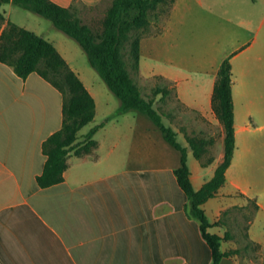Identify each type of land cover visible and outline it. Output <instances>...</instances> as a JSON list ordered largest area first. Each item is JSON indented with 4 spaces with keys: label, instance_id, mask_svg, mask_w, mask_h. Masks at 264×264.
I'll return each instance as SVG.
<instances>
[{
    "label": "crops",
    "instance_id": "crops-1",
    "mask_svg": "<svg viewBox=\"0 0 264 264\" xmlns=\"http://www.w3.org/2000/svg\"><path fill=\"white\" fill-rule=\"evenodd\" d=\"M49 1L75 13L102 0ZM15 7L0 5V33L10 22L49 41L93 98L92 121L100 115L94 126L111 119L94 132L96 144L88 152L68 153L61 182L40 187L42 144L62 126L63 96L37 72L23 79L0 62V264H211V250L199 222L186 212L187 197L174 174L179 151L137 112L139 128L118 126L127 113L109 115L120 102L109 103L103 86L92 84L80 45ZM12 14L18 21L10 20ZM226 58L234 152L224 184L201 207L208 232L222 238V252H231L219 264H264V0H172L166 15L149 21L141 34L136 73L143 85L170 90L190 115L186 131L163 121L176 138L183 135L178 143L186 163L187 155L194 157L186 138L208 139L217 130L216 156L204 161L206 146L200 159L194 157L206 171L187 165L198 190L223 157V128L211 100ZM149 98L155 109L163 104L161 93ZM110 123L114 127L106 128ZM78 133L79 143L85 134ZM248 203L253 208L246 222L240 211Z\"/></svg>",
    "mask_w": 264,
    "mask_h": 264
},
{
    "label": "trees",
    "instance_id": "trees-1",
    "mask_svg": "<svg viewBox=\"0 0 264 264\" xmlns=\"http://www.w3.org/2000/svg\"><path fill=\"white\" fill-rule=\"evenodd\" d=\"M172 0L170 1L171 4ZM12 3L28 11L34 12L49 20L56 29L74 39L84 51L89 65L97 72L108 89L119 99L120 105L116 115L129 111L145 116L161 133L163 139L180 153L179 166L174 170L178 185L187 197L186 212L199 222L202 237L211 250V264H219L223 257L231 252H222V238L208 232L211 226L202 204L214 197L224 184V174L230 164L234 152V115L231 97V66L229 59H224L217 71L212 93V110L223 128V157L214 170L213 176L198 190H195L189 179L186 163V149L176 140V133L166 126L161 114L153 106L151 98H144L137 86L129 77L126 62L121 55V44L132 29L144 31L149 20L147 11L164 3V0H113L103 20L100 33L82 24L69 8L60 7L49 0H0ZM134 13L130 16V11ZM3 17L0 13V21ZM137 36L130 45L129 56L132 68L137 71L139 59V40ZM0 62L11 66L21 78L31 72H37L45 80L56 87L63 96V122L61 128L51 134L42 144L46 161L42 173L37 177L40 187H47L63 179L67 168V155L74 150L79 155L88 152L95 146L92 139L94 132L111 119L91 128L82 142H76L78 131L90 123L94 117V101L84 88L79 78L67 66L54 46L41 36L18 27L10 22L0 33ZM166 88H154L153 95H168ZM186 141L195 158L200 159L205 147L211 140L187 137ZM209 161V160H208ZM207 162H204L205 165Z\"/></svg>",
    "mask_w": 264,
    "mask_h": 264
},
{
    "label": "rangeland",
    "instance_id": "rangeland-1",
    "mask_svg": "<svg viewBox=\"0 0 264 264\" xmlns=\"http://www.w3.org/2000/svg\"><path fill=\"white\" fill-rule=\"evenodd\" d=\"M170 1L171 0H164V3L159 4L157 6H155L154 8H150L147 11V18L149 21H154L156 20L159 16L163 17L164 15H166L168 8L170 6ZM113 0H102L100 2V4L94 6V7H90V8H81L79 9L78 12L73 13V15L75 16V18H77L82 24L88 26L93 33H100L102 30V25H103V20L105 19L107 10L110 8V6L112 5ZM16 10H19L18 12H21L24 15H28L30 16V18H37L38 20H41L42 22H44L45 25L50 26L51 22L43 17H40L38 15H35L34 13H30L29 11H25L24 9L20 8V7H15ZM130 16L133 15L134 11L131 10L130 12ZM18 18L16 17L15 14H12L10 17L11 21H18ZM24 20L26 22L31 21L29 18H24ZM143 33V31H141V29H132L127 33V38L126 40H124L121 44V55L123 60L126 62V67L128 69L129 72V77L132 79V81L134 82V84L137 86V88L139 89L140 93H142L143 96L149 98L151 97V95H153V90L154 88L151 87V83H148V85H143L144 83L142 82V80L138 77L136 71L132 68L131 64H132V59L129 56V50H130V45L133 42V40L141 35ZM81 60L84 64H88L87 63V58L86 55L84 53H82L81 55ZM88 68H90L92 74H93V80H92V84L97 87L98 84H100L101 86H103V89L105 90V93L107 94L108 97H102V98H111V102H120L119 99L113 94L111 93L108 89L107 86L105 85L104 81L100 78V76L97 74V72L89 67V65H87ZM98 99V98H97ZM105 100V99H104ZM156 109L158 112H160V114H162L165 117V120L163 119L162 121H164V123L167 125V123L171 124L172 126L176 127L179 131L183 130L186 131V121L190 118V115L188 113H186V111L180 106V104L177 103L176 99L172 96V94L170 93L168 96L163 98V104H157L156 105ZM114 111V112H113ZM112 115H115V110H112L110 112ZM122 115V114H120ZM136 115L137 113L134 111H129L127 112L126 117H119V121H120V126L121 128L125 125V123H131L134 124L136 126V128H139V122L136 120ZM118 116V115H116ZM100 117V115L97 114V118L94 121H91L90 123H88L87 125H85L78 133V135H82V134H86L88 133V131L94 127L95 123H98V118ZM146 120H148L146 117H144ZM100 119V118H99ZM149 121V120H148ZM167 121V122H166ZM114 123H110L106 128H112L114 127L113 125ZM218 133L217 130H214V135L211 138H208L207 140H211V144L207 145V152L206 154H204V161H208L210 159H212L214 156H216L217 153V147H219V142L217 143V146L214 143V139H217ZM177 142H182L184 140V137L182 134H178L177 135ZM147 149V148H146ZM187 165L189 166V168L192 171H195L196 173L198 172H205L206 169L204 170L203 168L200 167L199 162L197 159H195L191 153L189 155H187ZM213 172V171H212ZM212 172H209L210 176L212 175ZM252 204L248 203V207L246 208V210H244L243 212L240 211L241 214L244 215V219L247 222V220L250 217L251 211H252ZM244 223L240 222V225L242 226ZM244 225L242 227L241 232L239 233L240 235H238V237L236 238V240L238 241V243L241 245L244 242Z\"/></svg>",
    "mask_w": 264,
    "mask_h": 264
}]
</instances>
